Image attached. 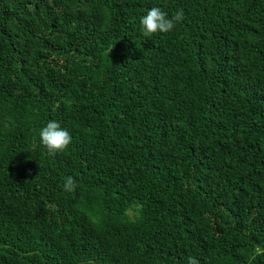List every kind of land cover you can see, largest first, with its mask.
I'll list each match as a JSON object with an SVG mask.
<instances>
[{
  "label": "trees",
  "instance_id": "obj_1",
  "mask_svg": "<svg viewBox=\"0 0 264 264\" xmlns=\"http://www.w3.org/2000/svg\"><path fill=\"white\" fill-rule=\"evenodd\" d=\"M189 256L264 264V0H0V264Z\"/></svg>",
  "mask_w": 264,
  "mask_h": 264
},
{
  "label": "clouds",
  "instance_id": "obj_2",
  "mask_svg": "<svg viewBox=\"0 0 264 264\" xmlns=\"http://www.w3.org/2000/svg\"><path fill=\"white\" fill-rule=\"evenodd\" d=\"M184 19L183 10H178L172 17L162 8L153 6L140 18L141 32L145 37H151L154 33H166L171 31L175 24ZM110 50V49H109ZM40 143L46 148L49 154L63 152L72 142L69 131L62 128L56 120H49L39 131ZM64 189L68 192L75 190L77 184L73 177L69 176L64 181ZM259 254V252H258ZM187 264H200V261L189 256Z\"/></svg>",
  "mask_w": 264,
  "mask_h": 264
}]
</instances>
